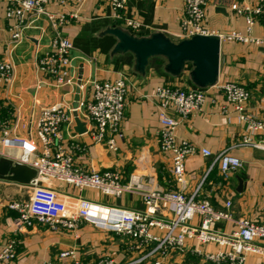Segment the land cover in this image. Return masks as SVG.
I'll return each mask as SVG.
<instances>
[{"label":"crops","instance_id":"obj_1","mask_svg":"<svg viewBox=\"0 0 264 264\" xmlns=\"http://www.w3.org/2000/svg\"><path fill=\"white\" fill-rule=\"evenodd\" d=\"M258 1L210 0L205 27L216 35L233 31L245 33V19L235 14L232 7L236 3L257 4ZM7 6L5 0H0V62L11 60L15 72L13 83L0 87V120L22 138H27L29 134L35 137L36 122L41 110L63 101L73 105L77 89V86L56 88L52 80L38 70L37 60L48 50L52 39L60 34L73 41L83 27L96 18L107 19L110 25L123 26V22L109 18V0H88L81 6H77L75 0L54 2L48 6L49 12H78L79 18L56 30L46 17L29 13L25 19L24 40L13 48L10 45V30L15 21L6 17ZM218 8H223L225 12H217ZM123 15L144 23L148 27L146 30L151 33L162 31L173 41L181 40L180 22L184 17L182 0H128ZM253 32L257 37H264V18L258 19ZM104 57L98 52L92 56L78 49L72 52L75 75L85 86L82 93L85 99L91 96L93 81L115 80L120 74L127 76L129 89L121 125L123 139L117 140V151H110L104 144L93 143L86 134L93 127L80 113L78 117L86 129L84 134L76 132L75 119L72 125L63 128L66 148L72 154L75 165L95 171H119L124 183L138 173L145 179L152 178L153 188L164 192L180 190L187 196H192L201 186L199 198L209 200L215 209L228 211L233 220L246 219L264 226V151L234 147L247 134V129L239 121L237 113H223V95L210 88L204 111L183 120L177 128L178 140L188 141L199 151L206 149L211 153L210 157H206L199 152L187 159L186 184L180 187L175 185L171 176V156L163 153L160 147L159 102L152 97V91L161 85L190 88L187 83L189 75L167 78L164 68L153 67L147 69L145 76H140L129 65L115 70L113 64L103 62ZM218 82H235L245 87L249 92L247 114L256 119L261 118L264 114V48L222 42ZM254 139L264 142V133L256 135ZM228 149L232 156L242 162V167L224 180L215 160ZM6 153L7 159L19 163L15 151L8 150ZM45 182L69 204L73 203L72 199L81 197L106 206L145 210L137 195L125 194L114 199L96 191L79 193L66 184L48 180ZM28 197V190L24 186L0 179V252L11 240L18 238L22 242L15 259L0 264H60L62 261L59 260V254L69 249H76L81 264H97L104 259L112 260L115 264H126L141 257V253L133 250L129 239L96 230L89 223L77 232H54L40 226L18 232L16 214L8 206L13 202L27 200ZM227 202H231L228 210L225 208ZM166 206L162 207L160 216L170 220L172 214ZM198 223V219L193 222L194 225ZM221 226L228 234L236 230L233 222H224ZM192 246L190 243L187 248L175 251L163 264H210L193 253ZM202 250L215 249L207 246L202 247ZM248 263L264 264V257L249 255ZM143 264L152 262L146 261Z\"/></svg>","mask_w":264,"mask_h":264},{"label":"built area","instance_id":"obj_2","mask_svg":"<svg viewBox=\"0 0 264 264\" xmlns=\"http://www.w3.org/2000/svg\"><path fill=\"white\" fill-rule=\"evenodd\" d=\"M5 1L8 3L6 17L15 21L10 30V45L13 48L24 40L25 19L29 13L46 17L56 30L79 18L78 12L54 14L48 11L50 4L64 3L65 0ZM87 1L75 0L77 6ZM182 1L184 17L180 22V39L211 34L205 27L210 0ZM127 3L128 0H109V18L122 21L125 29L138 36L148 27L137 19L123 15ZM232 8L235 14L245 19L246 31L219 35L222 42L264 48V37H257L253 32L258 19L264 18V0H259L257 4L236 3ZM74 49L73 41L57 34L48 50L38 58L37 67L52 80L56 88L78 87L81 84L77 111L65 101L43 108L36 122L35 137L29 134L27 138L14 134L0 120V160L7 158L6 152L12 150L18 154L20 164L36 171V177L25 187L29 193L28 199L8 206L16 214L18 232L39 226L54 232H77L89 223L96 230L131 241L133 250L142 255L126 264H143L146 261L163 264L172 253L187 248L190 243L193 244L192 252L210 264H249V255L264 257V226L246 219L233 220L228 211L215 209L209 200L199 198L201 186L192 196H187L180 190L164 192L153 188L154 180L145 179L138 173L124 183L119 171H95L75 165L72 154L66 148L63 128L74 123L75 112L78 115L82 113L93 127L86 132L93 143L104 144L110 151H117V140L123 139L121 125L129 88L127 76L120 74L115 80L93 81L91 96L85 99L82 95L85 86L75 75L72 58ZM14 72L15 66L11 60L0 62V87L13 83ZM211 89L223 95V113H237L239 121L246 125L247 134L234 147L264 151V142L254 139L256 135L264 133V114L259 119L247 114V89L235 82H218ZM208 92L209 89H184L172 85H161L152 91V97L159 102L160 147L163 153L171 156V176L175 185L180 187L186 184L187 159L199 152L206 157L211 156L208 150L199 151L190 142L178 140L176 136L183 120L204 111L209 99ZM229 150L223 151L215 160L224 180L242 167V162L232 156ZM45 180L66 184L79 193L96 191L114 199L125 194L137 195L145 210L106 206L81 197L72 199L73 203L69 204ZM164 205L172 214L170 220L160 216ZM230 207L231 202H227L225 208L228 210ZM196 219L199 223L194 225ZM224 222H233L236 230L225 233L221 226ZM21 243L18 238L11 240L0 252V263L14 260ZM207 246L215 250L203 251L202 247ZM58 257L62 261L60 264H81L76 249L65 250ZM97 264L115 262L104 259Z\"/></svg>","mask_w":264,"mask_h":264},{"label":"water","instance_id":"obj_3","mask_svg":"<svg viewBox=\"0 0 264 264\" xmlns=\"http://www.w3.org/2000/svg\"><path fill=\"white\" fill-rule=\"evenodd\" d=\"M224 13L223 8L216 9ZM113 36L117 43L110 55H133V70L140 76H145L149 63L154 58L166 60L164 71L173 78H179L185 73L188 64L192 70L188 73L189 79L198 89L213 88L219 81L222 40L219 35H195L189 39L173 41L164 32L158 31L149 36H136L122 27H109L101 36ZM81 84H78L74 97L73 109L78 110L81 98ZM76 132L84 134L86 129L74 114ZM36 177V171L26 165L14 162L7 158L0 160V179L7 180L24 187L30 185Z\"/></svg>","mask_w":264,"mask_h":264},{"label":"trees","instance_id":"obj_4","mask_svg":"<svg viewBox=\"0 0 264 264\" xmlns=\"http://www.w3.org/2000/svg\"><path fill=\"white\" fill-rule=\"evenodd\" d=\"M150 20V15L148 16V21ZM121 26L120 24L110 25L107 19H94L90 23L86 24L80 34L73 40V45L75 49L80 50L87 56H92L94 53L98 52L104 55L106 58H110V53L114 46L117 43V40L113 36H101L102 32L105 31L109 27ZM151 32L149 30H144L138 36H149ZM125 56H131V54L126 55H117L114 58L113 65L115 70H119L122 66L127 65L124 64L120 58ZM132 66V65H131ZM192 70V66L190 64L187 65L185 74L189 73ZM167 78H173L168 74L164 73ZM179 77V78H181ZM188 85L190 88L198 89L193 85L191 80L188 78Z\"/></svg>","mask_w":264,"mask_h":264},{"label":"rangeland","instance_id":"obj_5","mask_svg":"<svg viewBox=\"0 0 264 264\" xmlns=\"http://www.w3.org/2000/svg\"><path fill=\"white\" fill-rule=\"evenodd\" d=\"M116 27H122L123 29H125L122 25L121 26H116ZM127 30V29H126ZM175 42H178V41H175ZM114 57H111L110 55V58H106L104 57L103 58V62L105 64H113V61H114ZM120 60L124 63V64H127L131 67V69H133L134 67V57H131V56H125V57H122L120 58ZM132 65V66H131ZM166 65V60L163 59V58H154L150 61L149 63V66H148V69L149 68H153V67H158V68H164V66ZM188 74V73H187Z\"/></svg>","mask_w":264,"mask_h":264}]
</instances>
